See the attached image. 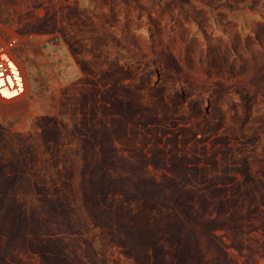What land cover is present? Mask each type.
I'll return each mask as SVG.
<instances>
[{
  "label": "rangeland",
  "instance_id": "rangeland-1",
  "mask_svg": "<svg viewBox=\"0 0 264 264\" xmlns=\"http://www.w3.org/2000/svg\"><path fill=\"white\" fill-rule=\"evenodd\" d=\"M0 264H264V0H0Z\"/></svg>",
  "mask_w": 264,
  "mask_h": 264
},
{
  "label": "built area",
  "instance_id": "built-area-1",
  "mask_svg": "<svg viewBox=\"0 0 264 264\" xmlns=\"http://www.w3.org/2000/svg\"><path fill=\"white\" fill-rule=\"evenodd\" d=\"M13 45L14 39L0 45V94L7 98L18 97L25 89L23 73L10 50Z\"/></svg>",
  "mask_w": 264,
  "mask_h": 264
}]
</instances>
